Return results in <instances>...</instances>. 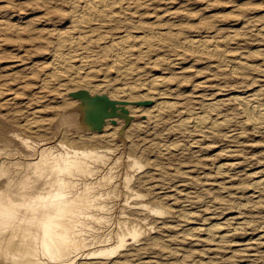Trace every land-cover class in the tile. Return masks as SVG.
Segmentation results:
<instances>
[{"label": "rangeland", "instance_id": "obj_1", "mask_svg": "<svg viewBox=\"0 0 264 264\" xmlns=\"http://www.w3.org/2000/svg\"><path fill=\"white\" fill-rule=\"evenodd\" d=\"M36 1L0 0V20L8 21L12 29L15 27L3 36V43L0 40V87L5 95L18 96L17 102L0 105V198L9 196L20 202L24 196L46 190V178L36 171L35 165L41 155H56L72 147L123 149L142 165L129 178L130 188L142 195L132 202L140 201L163 215H156L138 204L132 205L126 213L140 220L150 232L114 258L83 259L77 264H264V240L256 244L257 237L264 235V192L254 185L264 175V130L247 124L239 105L234 100H226L228 96L255 90L264 95V35L256 31L264 26V0H154V5L150 2L144 5L147 1H142V6L135 7L129 16L132 26L140 27L142 23L157 29H171L180 37L223 40L228 56L254 67L245 75L232 74L229 69L219 67L216 58L208 54L185 53L172 47L171 50L166 47L162 54L154 53L171 60L162 66L146 62L152 61L154 54L149 56L151 59L142 60L143 63L139 61L142 72H146L143 78L162 73L169 77L170 88L169 84L166 88H172L175 95L166 99L180 106L182 116L190 109L208 111L205 104L213 99L221 100L220 107L209 110L210 115L216 117L222 113L220 115L224 116L219 117L226 116L228 126L223 127L224 132L201 134L203 137L175 126L177 112L160 120L151 118L143 110L153 105L150 102L139 104L142 106L138 108V116L129 111L128 120L120 112L123 108L117 109L113 116L118 119L112 127L104 124L98 129L87 119V101L77 102L74 97H71L73 101L63 99L53 89L41 93L37 88L44 76L40 65L48 62L51 49L43 39L45 29L64 28L68 20L56 12L58 15L52 13L48 21L44 13L47 8ZM56 20L63 23L54 25ZM135 27H131L132 32L141 30ZM40 34L42 40L38 37ZM177 56L178 62L174 61ZM201 81L206 82L203 90ZM114 106L118 108L120 104L116 102ZM75 114L80 116L78 120ZM33 121L36 123L33 130L24 127L25 123ZM106 131L114 134L113 142L100 137L89 138V135ZM79 134H85L83 140L78 138ZM22 137L32 140L36 146L26 148ZM167 145L173 149L168 154L160 149ZM172 146L179 148L176 151ZM229 151L230 156L226 153ZM234 162L237 169L228 171L227 175L217 170L218 165ZM53 177L55 173L50 180ZM237 217L247 219L250 226L236 231L230 243L215 245L205 233L197 230L230 223ZM228 223L226 227L230 226ZM25 235L0 224V264H25L11 254L17 251Z\"/></svg>", "mask_w": 264, "mask_h": 264}, {"label": "bare ground", "instance_id": "obj_2", "mask_svg": "<svg viewBox=\"0 0 264 264\" xmlns=\"http://www.w3.org/2000/svg\"><path fill=\"white\" fill-rule=\"evenodd\" d=\"M37 1L47 8L44 12L47 20L52 13L55 15L56 12L68 20L66 22L68 25L64 28L55 26L45 29L46 35L44 34L43 39L51 49L48 62L40 65L44 76L41 74L43 78L40 82L38 81L37 88L41 93L46 89H53L58 91L63 99L72 100L71 97H74L77 102L87 101L89 104L86 110L87 119L91 120L94 127L98 129L103 128L104 124L111 126L118 119L113 116L115 112L117 113V109L123 108L120 112L128 120L129 111L132 115L138 116V108L142 106L139 104L150 102L153 105L144 107L143 110L155 120L164 119L168 114L177 112L178 119L175 121V126L181 129L200 133L198 136L224 132L222 129L227 124L226 116L220 118L222 113L216 117L210 115V111L217 109L221 100L213 99L205 104L204 106L210 111L190 109L188 112L185 111L186 116H182L180 106L166 99L174 94L171 91L172 88H166L170 82L169 77L160 73L161 75L153 74L152 77L149 76L148 79L144 77L146 78L144 79L143 74L146 72L144 70L145 73H143L142 66L138 65L139 61L151 59L149 57L151 54L161 53L166 47L169 49L172 47L185 53L208 54L216 58L214 60L219 67L229 69L232 74L245 75L254 69L248 62L228 56L223 48L226 45L223 40L214 39V37L211 39L196 36L180 37L171 29H157L149 26L147 23L150 22L146 23L148 26L142 23L140 27L138 25L139 28L134 24L132 26L129 16L135 7L137 9L142 1H147L144 5L149 2L153 4L154 0ZM41 20L43 22L44 19ZM58 22L56 20L54 25ZM62 23L61 21L58 25ZM131 27L141 30L132 32L134 28L131 29ZM12 28L8 21L0 20L2 43L3 36L15 29V27ZM116 30L119 33L115 32ZM120 30L123 31L120 32ZM256 31L264 35V26L258 27ZM38 37L41 38V34ZM160 53L154 54L155 58L146 62L151 65H161L170 60ZM179 59L177 56L174 61L178 62ZM200 85L203 86V90L206 82L201 81ZM200 85L198 83V86ZM39 90L37 93H40ZM5 94L0 87V105H11L17 102L16 94ZM262 94L255 90L245 95L228 96L226 100H234L236 105H239L246 116L247 124L257 130L259 128L264 130V95L262 97ZM39 99L42 100V98ZM116 102L120 104L118 108L114 106ZM109 116L112 117L108 119ZM75 117L77 120L80 118L78 114H75ZM35 124L34 121L27 122L24 127L33 130ZM84 135L79 134L78 138L82 139ZM113 135L107 134L106 131L96 136L89 135V138L100 137L104 141L106 139V142L107 140L113 142ZM21 142L27 146L26 148L32 149L36 146L27 138L22 137ZM194 142L197 143L196 140ZM170 146L160 149L170 153L172 149ZM63 147L66 148L65 145ZM126 152L123 149L113 150L110 147L97 150L72 147L56 155L49 153L41 155L39 162L35 165L36 171L46 178V190L24 196L20 202L9 196L0 198V224L5 228L18 229L26 234L20 241L17 251L11 253L12 256L21 258L25 264H77L83 259L114 258L129 245L140 242L149 231L148 227L146 228L140 220L129 216L126 211L132 205L138 204L139 207L152 212H160L140 201L132 202L133 199L139 200L142 195L130 188L129 178L142 165L139 160ZM226 153L229 154L228 156L231 154V152ZM236 165L235 162L223 163L218 165L217 170L220 174H228V171L237 169ZM53 173L55 177L50 180ZM254 185L260 189V192H264V175L260 176ZM225 224H212L197 230L205 233L215 245H220L230 243L236 231L250 226L247 219L238 217L228 223L230 225L227 226L228 228ZM133 235L136 236L135 239L132 238ZM262 240H264L263 233L257 237L256 244H262Z\"/></svg>", "mask_w": 264, "mask_h": 264}, {"label": "snow or ice", "instance_id": "obj_3", "mask_svg": "<svg viewBox=\"0 0 264 264\" xmlns=\"http://www.w3.org/2000/svg\"><path fill=\"white\" fill-rule=\"evenodd\" d=\"M156 215H163V213H157ZM133 239H135L136 238V236L135 235H133V237H132Z\"/></svg>", "mask_w": 264, "mask_h": 264}]
</instances>
